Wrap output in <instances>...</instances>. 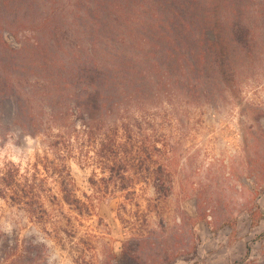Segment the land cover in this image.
<instances>
[{
    "label": "rangeland",
    "instance_id": "374dc122",
    "mask_svg": "<svg viewBox=\"0 0 264 264\" xmlns=\"http://www.w3.org/2000/svg\"><path fill=\"white\" fill-rule=\"evenodd\" d=\"M232 74L130 145L97 132L118 142L104 167L78 115L45 107L27 131L0 112V264H264V44Z\"/></svg>",
    "mask_w": 264,
    "mask_h": 264
},
{
    "label": "trees",
    "instance_id": "16d2710c",
    "mask_svg": "<svg viewBox=\"0 0 264 264\" xmlns=\"http://www.w3.org/2000/svg\"><path fill=\"white\" fill-rule=\"evenodd\" d=\"M263 44L264 0H0V112L12 106L27 131L45 107L78 115L104 167L118 142L97 132H127L130 145L146 119L181 122ZM110 163L124 169L126 156Z\"/></svg>",
    "mask_w": 264,
    "mask_h": 264
}]
</instances>
